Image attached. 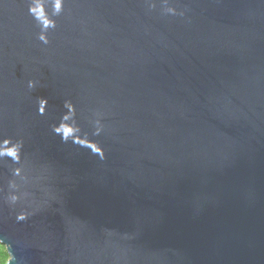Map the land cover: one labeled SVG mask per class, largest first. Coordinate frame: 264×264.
<instances>
[{"label":"water","instance_id":"water-1","mask_svg":"<svg viewBox=\"0 0 264 264\" xmlns=\"http://www.w3.org/2000/svg\"><path fill=\"white\" fill-rule=\"evenodd\" d=\"M7 264H264V0H0Z\"/></svg>","mask_w":264,"mask_h":264},{"label":"trees","instance_id":"trees-1","mask_svg":"<svg viewBox=\"0 0 264 264\" xmlns=\"http://www.w3.org/2000/svg\"><path fill=\"white\" fill-rule=\"evenodd\" d=\"M9 260V255L6 248L0 244V264H7Z\"/></svg>","mask_w":264,"mask_h":264}]
</instances>
